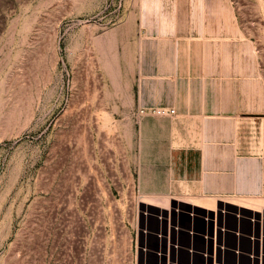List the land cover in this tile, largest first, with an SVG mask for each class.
I'll use <instances>...</instances> for the list:
<instances>
[{
	"label": "rangeland",
	"instance_id": "1",
	"mask_svg": "<svg viewBox=\"0 0 264 264\" xmlns=\"http://www.w3.org/2000/svg\"><path fill=\"white\" fill-rule=\"evenodd\" d=\"M228 2L229 29L248 47L264 93V0ZM131 29L124 0H0V264L145 263L128 177L142 198L169 197L168 206L191 207L182 199L194 198L218 200L216 207L264 201L196 195L194 153L177 142L160 151L177 164L163 167L170 176L141 181L140 164L156 149L141 146L145 116L129 107L134 88L125 83L138 63L134 40L124 36ZM193 248L205 249L200 236ZM203 259L196 255L193 264Z\"/></svg>",
	"mask_w": 264,
	"mask_h": 264
},
{
	"label": "crops",
	"instance_id": "2",
	"mask_svg": "<svg viewBox=\"0 0 264 264\" xmlns=\"http://www.w3.org/2000/svg\"><path fill=\"white\" fill-rule=\"evenodd\" d=\"M230 10L228 0H124V36L138 58L125 83L129 107L175 113L139 121L141 146L156 149L140 164L141 181L170 176L163 167L177 164L160 151L177 142L194 153L196 195L264 197V93Z\"/></svg>",
	"mask_w": 264,
	"mask_h": 264
},
{
	"label": "built area",
	"instance_id": "3",
	"mask_svg": "<svg viewBox=\"0 0 264 264\" xmlns=\"http://www.w3.org/2000/svg\"><path fill=\"white\" fill-rule=\"evenodd\" d=\"M173 109L142 107L134 111V116L171 117ZM134 202L137 209L136 229L143 264L149 257L156 259V264H193L194 257L204 258V264H230L226 256L231 255L234 260L231 264H240L246 260L249 264H264V212L238 210L234 205L220 203L214 211H205L201 208L183 207L179 203H172L167 209L146 205L142 201L138 190L135 189L133 177ZM129 186V187H130ZM127 187V188H129ZM183 218L188 221V226L182 225ZM197 221L204 224V233L194 230ZM232 221L234 226L230 227ZM154 224V228L152 225ZM246 225L248 231H244ZM186 236L188 245L182 243ZM201 237L205 242L203 251H195L193 240ZM233 242L232 246L229 241ZM151 241L156 247H150ZM246 242L248 250H243L241 245ZM188 257V262L181 263L180 255Z\"/></svg>",
	"mask_w": 264,
	"mask_h": 264
},
{
	"label": "bare ground",
	"instance_id": "4",
	"mask_svg": "<svg viewBox=\"0 0 264 264\" xmlns=\"http://www.w3.org/2000/svg\"><path fill=\"white\" fill-rule=\"evenodd\" d=\"M142 199H143L142 200L143 203H145L146 205H150V206H154V207L156 206L160 209H167V206L170 203L169 197L168 198H166V197L156 198L154 196H147V199L146 198H142ZM217 201L218 200L211 199V198L210 199H202V200L198 199V198H194V200H192V201H187V200L184 201L182 199L183 203H188L191 207L201 208V209H204L205 211H214L216 208ZM226 201L227 200L222 201V202H224L225 204L234 205L240 211H241V209L249 210L252 212V215H253V212L254 213L255 212H261V211L264 212V201L263 200H256V202L254 201L255 203L254 202L252 203V199L248 200V201H251L248 203H244L246 201H244V202L242 201V203L231 202L230 200H229L230 202H226ZM238 201H240V200H238Z\"/></svg>",
	"mask_w": 264,
	"mask_h": 264
}]
</instances>
